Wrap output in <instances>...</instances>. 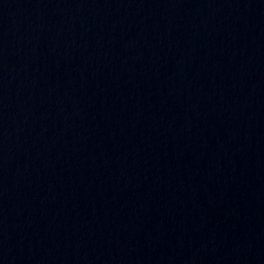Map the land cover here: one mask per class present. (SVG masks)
Returning <instances> with one entry per match:
<instances>
[{
  "label": "water",
  "instance_id": "water-1",
  "mask_svg": "<svg viewBox=\"0 0 264 264\" xmlns=\"http://www.w3.org/2000/svg\"><path fill=\"white\" fill-rule=\"evenodd\" d=\"M0 264H264V0H0Z\"/></svg>",
  "mask_w": 264,
  "mask_h": 264
}]
</instances>
